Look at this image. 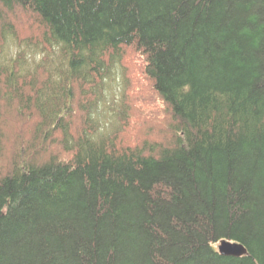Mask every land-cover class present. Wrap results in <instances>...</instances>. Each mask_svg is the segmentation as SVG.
<instances>
[{
  "label": "trees",
  "instance_id": "16d2710c",
  "mask_svg": "<svg viewBox=\"0 0 264 264\" xmlns=\"http://www.w3.org/2000/svg\"><path fill=\"white\" fill-rule=\"evenodd\" d=\"M128 56L168 141H120L123 91L100 110ZM10 107L0 264H264V0H0V147Z\"/></svg>",
  "mask_w": 264,
  "mask_h": 264
},
{
  "label": "rangeland",
  "instance_id": "374dc122",
  "mask_svg": "<svg viewBox=\"0 0 264 264\" xmlns=\"http://www.w3.org/2000/svg\"><path fill=\"white\" fill-rule=\"evenodd\" d=\"M20 20H16L14 23L15 29L21 39L27 35H30L31 28L25 24L21 18ZM21 21V22H20ZM21 24V26H20ZM34 35V34H33ZM9 45L3 53V60L9 61L13 58L17 51L21 48L18 45L14 44V40L11 38L8 40ZM27 54L29 58V65L35 64V60L38 59V56L33 54L32 49H27ZM129 54H126V56ZM125 56V57H126ZM119 75H121V80L114 83L112 88V95L107 96L106 100L102 102L100 110L105 112L106 122L110 121L111 116L108 108L110 107H120L122 108L120 93L123 91V95L121 98H124V117L121 113H119L118 123L116 124V131L119 133V138L122 143L125 144H139L142 140L149 138L151 140H164L168 141V138L171 137V114L168 110L165 109L162 103V100L157 96V93L153 91L151 85L148 80H146L140 70L139 63L133 59H129L124 61V64L119 69ZM123 79V80H122ZM124 85V86H123ZM116 92V95H115ZM107 93V92H106ZM115 96V97H114ZM116 97L118 99H116ZM115 100L117 102L115 103ZM13 107H10L7 111L8 122L7 125V136L5 137V143L3 142L0 147V173L2 171V167L6 162V158L11 155L13 150L15 149L13 142L16 139V133L19 132L18 129H15L16 126L19 129L24 130V134L29 135L30 123L25 125L16 124V116L12 110ZM106 109V111L104 110ZM126 118V121H121ZM14 121V122H13ZM111 127V123H109ZM107 126V127H109Z\"/></svg>",
  "mask_w": 264,
  "mask_h": 264
},
{
  "label": "water",
  "instance_id": "95a60500",
  "mask_svg": "<svg viewBox=\"0 0 264 264\" xmlns=\"http://www.w3.org/2000/svg\"><path fill=\"white\" fill-rule=\"evenodd\" d=\"M218 250L221 254L227 256H243L248 253L246 246L238 241L224 239L218 244Z\"/></svg>",
  "mask_w": 264,
  "mask_h": 264
},
{
  "label": "bare ground",
  "instance_id": "6f19581e",
  "mask_svg": "<svg viewBox=\"0 0 264 264\" xmlns=\"http://www.w3.org/2000/svg\"><path fill=\"white\" fill-rule=\"evenodd\" d=\"M20 137V136H19ZM2 150V149H1ZM15 157V156H14ZM18 158V157H17ZM12 160V159H11ZM12 163V162H11ZM14 164V163H13ZM10 165V164H9ZM11 166V165H10ZM7 168V167H6ZM6 179V178H5ZM236 241V240H235Z\"/></svg>",
  "mask_w": 264,
  "mask_h": 264
}]
</instances>
